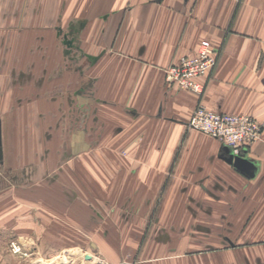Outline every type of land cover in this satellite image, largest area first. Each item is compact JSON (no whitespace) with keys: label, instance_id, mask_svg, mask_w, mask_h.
Returning <instances> with one entry per match:
<instances>
[{"label":"crops","instance_id":"0c3cea01","mask_svg":"<svg viewBox=\"0 0 264 264\" xmlns=\"http://www.w3.org/2000/svg\"><path fill=\"white\" fill-rule=\"evenodd\" d=\"M80 19L85 69L61 56L79 51ZM0 34L12 49L0 58V264L13 241L28 257L70 246L109 264H264V136L234 155L188 128L199 105L264 126V0H0ZM204 40L218 50L204 93L168 84L165 69ZM16 114L60 115L40 184Z\"/></svg>","mask_w":264,"mask_h":264},{"label":"built area","instance_id":"2783aa9c","mask_svg":"<svg viewBox=\"0 0 264 264\" xmlns=\"http://www.w3.org/2000/svg\"><path fill=\"white\" fill-rule=\"evenodd\" d=\"M217 63L218 50L210 41L204 40L196 55L183 56L165 69L166 82L178 90L202 95L205 90L202 79L210 75ZM188 128L217 138L230 148L234 155H240L260 143L264 136V126L258 119L247 115L219 113L204 105H199L194 110ZM13 248L15 253L20 252L15 244ZM94 264L109 263L95 258Z\"/></svg>","mask_w":264,"mask_h":264},{"label":"rangeland","instance_id":"374dc122","mask_svg":"<svg viewBox=\"0 0 264 264\" xmlns=\"http://www.w3.org/2000/svg\"><path fill=\"white\" fill-rule=\"evenodd\" d=\"M84 25H86L85 20L84 19H80L78 22V26H79V39H78V48L79 51H77L78 49H76L74 46L73 48L69 46L67 47L66 45H62V51H61V56H62V61H79L80 64V69H85V61H86V51L82 49L81 44H82V33H81V27H83ZM20 35H13L14 39L18 38L19 42L23 43V38L22 36L20 37ZM13 36L11 35V41L13 39ZM20 37V38H19ZM24 37V36H23ZM71 35L68 34H64L62 35V39L64 40V42H68L70 41ZM74 40L76 39V34L74 35ZM73 40V43L75 42ZM16 41L14 42V44H16ZM8 40H7V35L6 34H0V45L3 47L2 49L0 48V58L1 61H5V58L7 57V54H11V50L10 48L7 49L6 48V44L8 45ZM25 42V39H24ZM18 43V42H17ZM61 48V47H60ZM28 53L27 50H21L19 49L18 51H14L15 55V59L14 61H28L26 60L28 58H25L26 53ZM63 52V54H62ZM59 54V51H58ZM77 55V57H76ZM72 59V60H71ZM69 71V67H65L64 66V73L67 71ZM83 84H85V82H83ZM81 88V87H80ZM85 106V104H84ZM66 107H68V104L66 105ZM85 109V107L80 108V110ZM85 115V114H84ZM20 116V117H19ZM32 116V115H29ZM59 116L60 115H44V118L46 119L45 124H41L42 123V119L39 118V115H33V118L35 117L37 119V121H30L28 119L27 115L24 114H16V116L14 117V122L13 125L15 126V129L13 130V138L16 137V140L21 141L22 137H26L27 140V144L28 146L30 145V151H31V168H32V175H35L36 177H34V183L35 184H40L39 181L44 182L45 179L40 177L43 174H41L42 172L47 171L48 169L50 170L53 166H55L54 160V151H55V147H54V140L53 141H49L47 134H48V129L49 127H53L54 124L52 121V123L49 121V119H51L53 117L57 118V123L59 120ZM65 116L67 118V114L64 115L62 123H64V119ZM69 120V115L68 118ZM67 119H65V121H68ZM26 122L28 121L27 124H35L36 126L41 127V129H34V130H27L24 129V124H22L21 122ZM40 123V125H39ZM42 127H47V129H44ZM55 130H51V133L54 134ZM61 130H57V134H55V138L57 136V138H65V136L63 135V132L61 134ZM26 142V141H25ZM31 142V143H30ZM69 152V151H68ZM52 159V160H51ZM62 164H64V169L66 170H70V163H65L63 162ZM21 180L22 178H20L18 181V184H21ZM17 182V181H16ZM13 244H15V246L17 248L20 249L19 253H15L14 252V248H13ZM11 253L15 256L12 260H11V264H94V257L91 258V256H93V254H91V249H87L88 253H84L83 251H80V249H71L70 246L65 250H63L62 252H60L61 256L58 258H43V257H39L36 254H33L32 256L28 257V253L24 252V248L22 247V245L20 243H18L17 241H13L9 243V247ZM83 252V253H82ZM79 255H81L82 257H79ZM69 258L71 260H69ZM127 262H131L132 264H138L136 263V261L134 260H128Z\"/></svg>","mask_w":264,"mask_h":264},{"label":"water","instance_id":"95a60500","mask_svg":"<svg viewBox=\"0 0 264 264\" xmlns=\"http://www.w3.org/2000/svg\"><path fill=\"white\" fill-rule=\"evenodd\" d=\"M3 147H2V122L0 120V161L3 159Z\"/></svg>","mask_w":264,"mask_h":264}]
</instances>
